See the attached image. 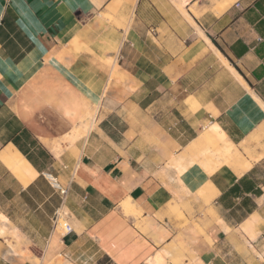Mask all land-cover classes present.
<instances>
[{
	"label": "crops",
	"instance_id": "0c3cea01",
	"mask_svg": "<svg viewBox=\"0 0 264 264\" xmlns=\"http://www.w3.org/2000/svg\"><path fill=\"white\" fill-rule=\"evenodd\" d=\"M2 216L13 264H264V0H0Z\"/></svg>",
	"mask_w": 264,
	"mask_h": 264
},
{
	"label": "bare ground",
	"instance_id": "6f19581e",
	"mask_svg": "<svg viewBox=\"0 0 264 264\" xmlns=\"http://www.w3.org/2000/svg\"><path fill=\"white\" fill-rule=\"evenodd\" d=\"M184 1V0H183ZM187 1V0H185ZM184 1V2H185ZM183 4V3H182ZM184 5V4H183ZM186 11V10H185ZM188 11V10H187ZM193 13H196L195 11ZM188 17L190 16V13H187ZM192 20V19H190ZM199 29V27H198ZM201 32V31H199ZM202 34V33H201ZM200 34V35H201ZM203 35V34H202ZM205 37V35H204ZM206 38V37H205ZM208 39V38H207ZM210 41V40H209ZM115 43V42H114ZM117 46V45H116ZM115 48V49H113ZM112 49L115 51H118V46L117 48L114 46ZM109 53V52H108ZM118 68V67H117ZM116 71V69H115ZM113 77V76H112ZM111 77V78H112ZM118 80V79H116ZM52 102V101H51ZM101 104V103H100ZM73 111L71 110H67V114L69 115H73ZM95 113V112H94ZM91 113H89L90 115ZM92 115V114H91ZM95 116V115H94ZM93 117V115H92ZM85 119V118H84ZM82 121V120H80ZM92 122V121H91ZM70 123V122H69ZM80 123V122H79ZM92 124V123H91ZM90 124V125H91ZM87 122H82L81 125L76 126L73 129V132L70 136V140L72 142H75L76 140H78L80 137H82L83 135H85L89 129L90 126ZM94 126V125H93ZM210 131L212 132L211 136H206L205 137V144H207L208 146H211L213 149H211L210 147H206L204 149V156L205 158H208V162H210V160L214 157H218L221 158L222 161L227 162V163H232L235 165V168L239 171V172H244L246 170H248L251 167V163L249 161L243 160L241 157V154L239 153L237 146L234 145L232 142H230L227 139V135L225 134V132L219 127L218 124H215L214 126H212L210 128ZM62 140V139H61ZM66 140V139H65ZM79 141V140H78ZM47 142V141H45ZM262 143V142H261ZM52 145V144H51ZM55 148H57L55 146ZM62 148V147H61ZM60 151V150H59ZM58 151V152H59ZM207 156V157H206ZM220 159V160H221ZM256 161V160H255ZM208 164V163H207ZM218 164V163H217ZM219 165V164H218ZM207 172V171H206ZM213 172V171H212ZM50 177V175H49ZM181 183L183 184L184 182L181 181ZM211 185V184H210ZM199 193L201 194V196H205L206 195V190L205 189H201L199 191ZM125 210H128L130 207H132L130 204L128 203H123L122 204ZM0 232L3 234L4 231L0 230ZM65 258V257H64Z\"/></svg>",
	"mask_w": 264,
	"mask_h": 264
},
{
	"label": "rangeland",
	"instance_id": "374dc122",
	"mask_svg": "<svg viewBox=\"0 0 264 264\" xmlns=\"http://www.w3.org/2000/svg\"><path fill=\"white\" fill-rule=\"evenodd\" d=\"M219 0H212V2H215V3H217ZM184 2V1H183ZM185 13H186V11H184ZM198 13V12H197ZM112 41V40H111ZM110 41V49L114 52V50L113 49H115V48H113L114 46L117 48V46H118V43L117 42H111ZM117 45V46H116ZM113 48V49H112ZM119 48V47H118ZM118 74V73H117ZM114 76H116V73L114 74ZM211 134H212V132L209 130V131H207L206 133H204L203 135H202V139H203V141H204V143H205V137L206 136H211ZM27 203V204H26ZM17 206H19V209H21V211H23V210H25L26 212H27V210L26 209H32V204H30L28 201L27 202H23V203H21V204H17ZM122 208H123V210L125 211V213H127V214H132V213H135V209L133 208V207H130L128 210H125L124 209V207H123V205H122ZM9 209V208H8ZM14 208H13V206L11 207L10 206V210H13ZM18 209V208H17ZM3 218V221H2V223H3V226H1L0 227V230H3L4 231V233H5V226L7 225V219L4 217V216H2ZM1 219V217H0V220H2ZM18 221V223H20L22 226H25V227H27V226H29V224L31 223L33 226H36L37 224H38V219L36 220V219H30L29 221L28 220H26V219H18L17 220ZM1 233V232H0ZM3 233V235H1L0 234V236H5V234ZM14 236H16V237H18L17 235H14ZM35 237V236H34ZM37 237V236H36ZM252 238H254V236L252 235L251 236ZM3 248H4V245H2L1 243H0V264H13V261H12V253L11 252H8V251H5L4 252V250H3ZM240 252H241V255L242 256H252V255H255L257 252L255 251V250H251V251H243V250H240ZM21 254H23L22 252H21ZM11 257V258H10ZM37 262H39L38 260H37ZM14 263L16 264H18V262L17 261H14ZM21 263H23V262H21ZM50 264H57V262L56 261H53V262H51ZM61 264V263H60Z\"/></svg>",
	"mask_w": 264,
	"mask_h": 264
},
{
	"label": "built area",
	"instance_id": "2783aa9c",
	"mask_svg": "<svg viewBox=\"0 0 264 264\" xmlns=\"http://www.w3.org/2000/svg\"><path fill=\"white\" fill-rule=\"evenodd\" d=\"M48 175H50V177ZM48 175L46 177L51 181L53 187L60 193L62 199L64 200L69 193V188L62 186V184L53 175ZM54 225L64 230L65 233H70L73 231L72 225L59 211L56 212V215L54 217Z\"/></svg>",
	"mask_w": 264,
	"mask_h": 264
}]
</instances>
